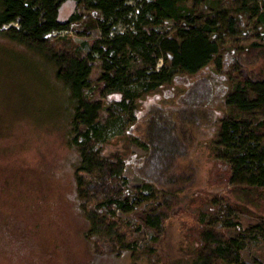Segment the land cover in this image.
I'll use <instances>...</instances> for the list:
<instances>
[{
	"label": "rangeland",
	"instance_id": "obj_1",
	"mask_svg": "<svg viewBox=\"0 0 264 264\" xmlns=\"http://www.w3.org/2000/svg\"><path fill=\"white\" fill-rule=\"evenodd\" d=\"M127 2L136 6L139 0ZM235 6V0L218 5L239 18L237 34L218 39L219 64L211 61L194 74L176 73L149 92L142 91L144 79L135 78L143 64L137 61L129 67L131 77L123 89L136 93L132 114L116 104L121 95L117 87L94 81L102 69L98 60L93 62V86L85 93L104 104L100 119L105 126L98 144L104 154L117 150L124 155L133 206L118 214L137 223V210L160 201L172 208L154 244L147 227L133 232L140 253L136 263L128 251L114 254L106 240L85 238L87 220L78 206L73 176L78 155L67 138L68 93L39 56L0 35V264H153L144 253L149 245H154L160 263H173L197 240L203 225L236 237L239 229L225 225L227 218L238 220L248 234L255 232L244 238L240 262L264 264V189L249 188L246 175L233 174L217 135L226 118L224 96L236 82L239 47L264 43L254 18L240 16ZM72 8L73 2L67 1L61 15ZM199 8L214 15L207 4ZM80 9L91 11L85 5ZM9 25L16 24L3 27ZM174 27L167 20L154 29L169 33ZM128 28L129 23L120 20L112 32ZM58 35L70 37L85 53L82 41L91 42L101 33L72 25L46 37L54 41ZM159 55L156 68L168 65L169 55ZM243 116L253 126L262 121L258 129L264 131V113ZM254 222L259 225L251 226Z\"/></svg>",
	"mask_w": 264,
	"mask_h": 264
},
{
	"label": "trees",
	"instance_id": "obj_2",
	"mask_svg": "<svg viewBox=\"0 0 264 264\" xmlns=\"http://www.w3.org/2000/svg\"><path fill=\"white\" fill-rule=\"evenodd\" d=\"M67 1L73 2V8L62 16ZM127 1L0 0V35L39 56L68 93L67 138L78 155L73 176L78 206L87 220L85 238L97 236L106 240L114 254L128 251L136 263L140 253L133 232L147 227L154 233V244L162 236L172 208L168 201H160L137 210L134 213L137 223L118 214L133 210V206L127 193L128 178L123 173L124 155L117 150L104 154L98 144L100 130L105 126L100 119L104 104L85 93L93 86V62L98 60L102 69L94 81L117 87L121 95L116 104L132 114L136 93L123 89L129 83L132 64L137 61L143 64L135 70V78L144 79L143 92L169 82L176 73L194 74L211 61L219 64L218 39L237 34L239 18L228 13L226 7L218 9L224 0H139L136 6ZM206 4L214 15L199 8ZM235 4L234 10L240 16L254 18L255 28L264 36V0H235ZM82 5L91 11L82 12ZM120 20L129 23L130 28L112 32ZM167 20L175 23L171 32L159 33L154 29ZM11 23L16 25L3 27ZM72 25L82 32L98 28L101 36L91 42L82 41L85 53L70 37L58 35L54 41L47 40L46 34L70 29ZM221 28L223 32L219 31ZM160 53L169 55V64L156 68ZM236 61L239 63L236 82L224 96L226 118L221 120L217 135L224 144L223 151L233 174L246 175L244 180L249 188L264 189V131L258 129L263 123L259 121L253 126L243 116L264 113V43L252 41L239 47ZM224 223L236 226L238 235L230 238L211 225H203L195 243H189L187 251L180 254L181 260L164 264H245L240 262V250L244 238L254 236L255 232L248 234L232 218ZM257 225L254 222L251 226ZM92 246L98 249L94 241ZM145 252L148 263L153 260V264H162L154 245L147 246Z\"/></svg>",
	"mask_w": 264,
	"mask_h": 264
},
{
	"label": "built area",
	"instance_id": "obj_3",
	"mask_svg": "<svg viewBox=\"0 0 264 264\" xmlns=\"http://www.w3.org/2000/svg\"><path fill=\"white\" fill-rule=\"evenodd\" d=\"M53 32H56V31H53Z\"/></svg>",
	"mask_w": 264,
	"mask_h": 264
}]
</instances>
